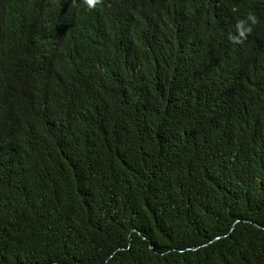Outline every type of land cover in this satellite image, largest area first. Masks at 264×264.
<instances>
[{
    "label": "trees",
    "instance_id": "16d2710c",
    "mask_svg": "<svg viewBox=\"0 0 264 264\" xmlns=\"http://www.w3.org/2000/svg\"><path fill=\"white\" fill-rule=\"evenodd\" d=\"M0 0V264H264V0Z\"/></svg>",
    "mask_w": 264,
    "mask_h": 264
},
{
    "label": "clouds",
    "instance_id": "9594fccd",
    "mask_svg": "<svg viewBox=\"0 0 264 264\" xmlns=\"http://www.w3.org/2000/svg\"><path fill=\"white\" fill-rule=\"evenodd\" d=\"M79 2H81L83 8H88L89 10L92 9V7L98 3L96 2V0H91V3L89 2V0H79ZM1 68H3L2 64H0V69Z\"/></svg>",
    "mask_w": 264,
    "mask_h": 264
},
{
    "label": "snow or ice",
    "instance_id": "6c2138e0",
    "mask_svg": "<svg viewBox=\"0 0 264 264\" xmlns=\"http://www.w3.org/2000/svg\"><path fill=\"white\" fill-rule=\"evenodd\" d=\"M89 2L91 3V0H89Z\"/></svg>",
    "mask_w": 264,
    "mask_h": 264
}]
</instances>
